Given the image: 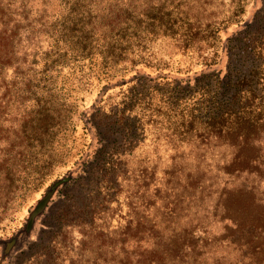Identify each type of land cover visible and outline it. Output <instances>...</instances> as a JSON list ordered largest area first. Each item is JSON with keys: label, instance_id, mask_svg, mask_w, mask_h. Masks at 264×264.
Segmentation results:
<instances>
[{"label": "rangeland", "instance_id": "rangeland-1", "mask_svg": "<svg viewBox=\"0 0 264 264\" xmlns=\"http://www.w3.org/2000/svg\"><path fill=\"white\" fill-rule=\"evenodd\" d=\"M172 1L194 27L207 22L222 27L220 19L233 2ZM244 8L240 27L231 24L220 33L225 38L231 31L245 30L249 22L248 30H255L253 37L263 35L258 44L264 52V0H245ZM59 10L55 0H0L1 158L16 148L14 129L40 96L64 104L76 99L82 111L91 103L98 105L102 98L101 110L115 111L126 94L124 87H116L97 96L93 89L97 78L83 77L75 79L73 89L70 81H65L63 95L25 91V78L31 80V89L39 84L40 58L53 43L51 26ZM101 22L95 21L96 27ZM147 50L146 70L151 74L198 65L196 50L185 48L183 36L151 38ZM68 91L72 95H67ZM64 104L61 113L66 114ZM92 112L88 115L96 114ZM104 137V142L110 143L104 167L110 172L103 175V164L93 165L63 188L6 264H264V166L259 172L225 174L222 167L231 157L229 149L214 146L203 158L195 151L189 155L187 150L172 147L151 127L131 140L118 133H104ZM258 141L264 150V133ZM70 164L51 168L48 181L37 190L26 191L19 200L21 182L10 188L0 186V237L21 225L44 187ZM96 186L100 187L97 198L95 192H88ZM80 201L96 206L97 227H80L70 222V216L60 227L56 211L69 208L74 212ZM254 214L261 216L254 218ZM130 218L132 224L127 226Z\"/></svg>", "mask_w": 264, "mask_h": 264}, {"label": "trees", "instance_id": "trees-1", "mask_svg": "<svg viewBox=\"0 0 264 264\" xmlns=\"http://www.w3.org/2000/svg\"><path fill=\"white\" fill-rule=\"evenodd\" d=\"M55 1L60 10L51 26L53 43L40 58L39 84L31 89V80L25 78V91L63 95L65 81L69 80L73 89L75 79L83 77L97 78L93 88L97 96L116 87H124L126 94L115 111L101 110L102 98L98 105L91 103L82 111L76 99L64 104L40 96L23 112L14 129L16 148L0 157V186L10 188L21 182L19 200L26 191L42 187L51 168L71 164L44 187L21 225L7 237H0V264H6L13 249L30 237L38 219L63 188L93 165L103 164V175L110 172L104 167L110 144L104 142V133H118L131 140L147 127L156 128L175 149L187 150L189 155L195 151L202 158L214 146L227 148L231 157L222 167L225 174L259 172L264 166V150L258 141L264 133V52L258 44L263 35L253 37L255 30H248L249 22L245 30L231 31L225 38L220 33L231 24L240 27L245 0H233L220 19L222 27L210 22L192 26L172 0ZM98 20H102L100 27L95 25ZM160 35L183 36L185 48L196 50L198 65L183 71L149 73L148 43ZM60 101L66 114L61 113ZM90 111L96 114L90 116ZM97 190L100 187L88 192H95L97 198ZM95 207L80 201L74 212L57 210L56 218L60 227L70 216V222L90 229L97 227ZM252 216L260 218L261 214Z\"/></svg>", "mask_w": 264, "mask_h": 264}]
</instances>
